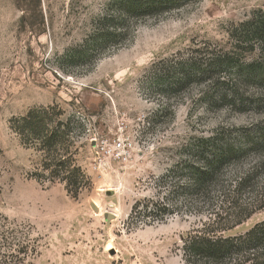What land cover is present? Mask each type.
Masks as SVG:
<instances>
[{"label":"rangeland","instance_id":"rangeland-1","mask_svg":"<svg viewBox=\"0 0 264 264\" xmlns=\"http://www.w3.org/2000/svg\"><path fill=\"white\" fill-rule=\"evenodd\" d=\"M108 2L0 0V264H186L182 239L204 219L178 193L187 146L220 129L247 127L255 137L264 128V81L248 82L233 67L211 77L208 61L214 52L244 66L259 58L257 44L239 48L230 31L264 12V0H189L132 22L115 46H87L91 59L81 61L75 49ZM53 105L85 127L68 154L89 182L76 196L49 180L44 153L12 129L29 109ZM231 139L244 140L237 131ZM118 140L129 150L123 160L109 151ZM260 157L247 154L228 176ZM166 197L172 212L155 213ZM262 219L264 207L224 234Z\"/></svg>","mask_w":264,"mask_h":264},{"label":"trees","instance_id":"trees-1","mask_svg":"<svg viewBox=\"0 0 264 264\" xmlns=\"http://www.w3.org/2000/svg\"><path fill=\"white\" fill-rule=\"evenodd\" d=\"M187 1L109 0L104 14L94 21L90 38L80 50L75 49L77 56L81 61H88L91 58L86 59L87 46L94 52L115 46L127 37L132 22L161 16L180 8ZM112 18L116 19L114 26L110 24ZM230 33L239 48L252 49L257 44L259 58L244 66L234 59L233 53H211L208 58L211 61L210 76L213 77L225 67H233L248 82H263L264 12L253 11L249 20L241 22ZM219 96L225 98L224 93ZM62 114V110L54 105L32 108L24 116L13 120L12 129L22 143L44 153V168L50 171L49 180L63 183L67 192L76 196L89 182L81 167L68 154H72L70 148L76 133H83L85 127L74 114L65 121L61 118ZM260 130V134L254 137L255 133L247 127L220 129L212 136L196 138L191 146H187L192 154L181 162L180 173H175L178 177L186 176L187 182L178 186V193L184 197L186 209H191L193 203V209L200 212L204 219L200 226L182 239V256L186 264H264V219L242 233L224 234L264 207V180L258 194H253L257 176L260 172L264 173V160L261 157L249 169L231 176L227 174L228 168L247 154H264V128ZM231 131L239 132L244 138L243 142L232 140ZM173 171L170 169L168 173L174 174ZM246 191L251 193L248 201L243 199ZM215 192L218 201H214ZM168 199L165 198L164 206L157 204L153 211H164V216L170 214L175 203ZM137 206V203L132 206L130 216L136 212Z\"/></svg>","mask_w":264,"mask_h":264},{"label":"built area","instance_id":"built-area-1","mask_svg":"<svg viewBox=\"0 0 264 264\" xmlns=\"http://www.w3.org/2000/svg\"><path fill=\"white\" fill-rule=\"evenodd\" d=\"M127 148L128 147L123 140H118L112 144V147L109 151L114 158L123 160L129 154V150Z\"/></svg>","mask_w":264,"mask_h":264},{"label":"bare ground","instance_id":"bare-ground-1","mask_svg":"<svg viewBox=\"0 0 264 264\" xmlns=\"http://www.w3.org/2000/svg\"><path fill=\"white\" fill-rule=\"evenodd\" d=\"M108 244H110V243H108Z\"/></svg>","mask_w":264,"mask_h":264}]
</instances>
